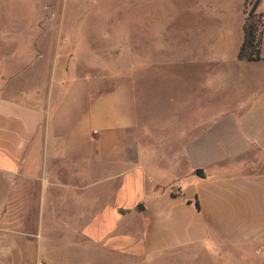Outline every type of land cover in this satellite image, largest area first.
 Here are the masks:
<instances>
[{
    "label": "crops",
    "instance_id": "obj_1",
    "mask_svg": "<svg viewBox=\"0 0 264 264\" xmlns=\"http://www.w3.org/2000/svg\"><path fill=\"white\" fill-rule=\"evenodd\" d=\"M10 4L30 13L0 18V40L39 36L11 24L39 23L41 0ZM188 51L145 64L144 111L132 73L79 75L32 101L12 91L0 58V264H144L191 252L264 264V70L247 73L263 53ZM171 81L191 88L164 93Z\"/></svg>",
    "mask_w": 264,
    "mask_h": 264
},
{
    "label": "rangeland",
    "instance_id": "obj_2",
    "mask_svg": "<svg viewBox=\"0 0 264 264\" xmlns=\"http://www.w3.org/2000/svg\"><path fill=\"white\" fill-rule=\"evenodd\" d=\"M255 1L41 0L39 23L30 24V28L22 22L11 24L23 26L25 31L39 33V36L0 40L1 47L5 46L0 50V58L8 61V80L16 83L12 91L22 87L25 96L32 101L47 100L52 88L79 75L111 71L132 73L141 111H144L146 63L153 58H171L174 54L178 58L177 53L181 56L202 45L231 58L243 43V27ZM0 2L3 20L7 12L21 18L30 13L27 5L12 6L10 0ZM257 13L262 16L252 17L259 29L264 19V0H260ZM262 47L264 57V42ZM10 48L6 59L3 54ZM190 70L185 66L172 68L184 79L190 77ZM260 70H264V61L248 63L247 73ZM161 86V77L155 80L152 76L148 86L152 93H159ZM190 88L173 81L163 86L164 93L168 94L172 90L183 94ZM150 106L154 113V106ZM237 255L239 259L240 254ZM144 264L215 263L206 256L197 258L191 252L164 255Z\"/></svg>",
    "mask_w": 264,
    "mask_h": 264
},
{
    "label": "trees",
    "instance_id": "obj_3",
    "mask_svg": "<svg viewBox=\"0 0 264 264\" xmlns=\"http://www.w3.org/2000/svg\"><path fill=\"white\" fill-rule=\"evenodd\" d=\"M260 0H256L252 5L249 16H247L244 24V40L239 49L238 57L248 61H259L262 59V46L264 42V19L261 23V28H257L253 21L252 15H260L257 13ZM264 16V15H263ZM197 206L199 204L197 203Z\"/></svg>",
    "mask_w": 264,
    "mask_h": 264
}]
</instances>
